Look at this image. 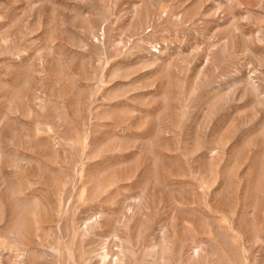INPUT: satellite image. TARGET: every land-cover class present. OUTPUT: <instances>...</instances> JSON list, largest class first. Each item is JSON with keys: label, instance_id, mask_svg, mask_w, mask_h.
<instances>
[{"label": "rangeland", "instance_id": "1", "mask_svg": "<svg viewBox=\"0 0 264 264\" xmlns=\"http://www.w3.org/2000/svg\"><path fill=\"white\" fill-rule=\"evenodd\" d=\"M0 264H264V0H0Z\"/></svg>", "mask_w": 264, "mask_h": 264}]
</instances>
